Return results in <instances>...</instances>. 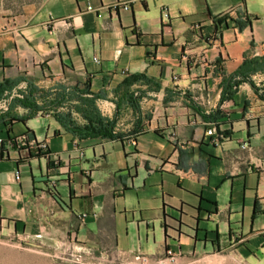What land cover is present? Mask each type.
I'll return each instance as SVG.
<instances>
[{
	"label": "crops",
	"instance_id": "obj_1",
	"mask_svg": "<svg viewBox=\"0 0 264 264\" xmlns=\"http://www.w3.org/2000/svg\"><path fill=\"white\" fill-rule=\"evenodd\" d=\"M33 89L30 108L11 95ZM74 89L111 137L54 116ZM3 97L0 233L70 255L264 264V0H0Z\"/></svg>",
	"mask_w": 264,
	"mask_h": 264
},
{
	"label": "rangeland",
	"instance_id": "obj_2",
	"mask_svg": "<svg viewBox=\"0 0 264 264\" xmlns=\"http://www.w3.org/2000/svg\"><path fill=\"white\" fill-rule=\"evenodd\" d=\"M0 264H172V261L164 258L146 261L119 254L70 255L29 237L0 233Z\"/></svg>",
	"mask_w": 264,
	"mask_h": 264
},
{
	"label": "trees",
	"instance_id": "obj_3",
	"mask_svg": "<svg viewBox=\"0 0 264 264\" xmlns=\"http://www.w3.org/2000/svg\"><path fill=\"white\" fill-rule=\"evenodd\" d=\"M27 91V89H26ZM25 91V92H26ZM25 92L22 93V99H19V102L22 105H25L27 107H32L30 104V101L33 100V98L30 100L27 97L33 94L34 96H43V90L42 89H33L29 90L27 95H25ZM83 90L81 89H74L72 93H68L67 91L65 93L59 94L58 98L60 101L65 100L66 101V108L67 110L64 112H56L54 110L56 107L55 100L50 101L47 100V104H53L55 108H53L54 116L64 124L65 127L69 128L73 133H75L79 137H87V136H106L111 137L112 136V121L105 118L104 116L100 115L96 104L94 102V99L92 97H86L82 96ZM72 97L75 98V102L72 104H68L69 101H71ZM44 101V100H43ZM70 107L74 109L76 112L80 114L82 118H84V123L78 124L75 123L72 119H69L70 117ZM35 109H37L35 107Z\"/></svg>",
	"mask_w": 264,
	"mask_h": 264
},
{
	"label": "built area",
	"instance_id": "obj_4",
	"mask_svg": "<svg viewBox=\"0 0 264 264\" xmlns=\"http://www.w3.org/2000/svg\"><path fill=\"white\" fill-rule=\"evenodd\" d=\"M116 4H120L121 5V7L122 8H126L127 7V4H126V2H118V3H115L114 5H116ZM86 8H88V9H94V7H92V5L91 4H87L86 5ZM24 87V86H23ZM22 87V89H24ZM11 95H18V96H21L22 95V92H19V91H17V90H13L12 92H11ZM9 97H10V95H9ZM7 100H8V98H6V97H3V98H1L0 99V109H2V108H5L6 107V105H7ZM214 131V128L212 127V126H210V127H208V128H206V130H205V132L206 133H212ZM131 142H132V140H131ZM244 145H246V143L243 141L242 143H241V146H244ZM36 146L37 147H44V143L43 142H38L37 144H36ZM165 255H166V257H168V259H171V257H172V253H171V250L170 249H166L165 250Z\"/></svg>",
	"mask_w": 264,
	"mask_h": 264
}]
</instances>
